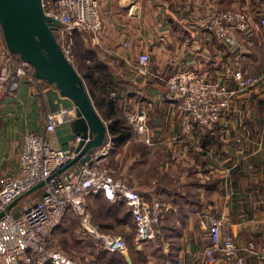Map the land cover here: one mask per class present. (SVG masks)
Segmentation results:
<instances>
[{"label": "crops", "instance_id": "crops-1", "mask_svg": "<svg viewBox=\"0 0 264 264\" xmlns=\"http://www.w3.org/2000/svg\"><path fill=\"white\" fill-rule=\"evenodd\" d=\"M97 2L103 30L97 41L90 34L74 35L76 63L73 65L98 104L100 97L109 98L112 92L118 94L121 115L131 129V136L119 146L111 139L106 164L115 177L139 190L145 204L158 203L162 215L150 237L137 241L130 209L121 201H108L102 194L92 193L86 197L87 211L93 220L94 215H104L109 220L108 223L94 220L99 232L122 235L127 246L126 252L120 253L127 264H176L178 261L206 264L204 251L209 245L207 219L210 216L225 218L222 230L237 244L244 246L252 242L256 249L263 247L264 31L258 29V21L264 17V0ZM215 10H242L250 16L248 32L233 33L238 46L229 47L203 29L200 17L206 11ZM248 40L253 41L252 46L247 45ZM4 47L0 28V49ZM140 53L150 56L146 76L137 74L136 59ZM236 64L257 79L254 87L233 98L231 111L211 128L195 129L184 140H176L181 135L183 117L176 109L177 97L166 98L167 90L161 79L190 69L215 80L223 75L226 67ZM102 77L109 83L106 91L96 82ZM226 78V84L235 88L232 78ZM63 110L72 111V119L57 126L46 142L52 149L73 153L76 135L71 123L75 109L54 85L22 81L2 88L0 182L18 175L23 136L43 132L47 114ZM142 110L146 112L153 136L152 146L141 141L125 115ZM102 121L107 127L112 119ZM195 146L201 147V151H195ZM79 168L63 171L61 177L75 179ZM40 194L41 189H35L9 212L19 214L37 201ZM72 222L79 224L78 218L69 211L53 233L56 247L63 253L57 239L63 238L69 231L66 226ZM129 225L133 227L132 235ZM76 245L80 254L74 253L73 257L89 256L86 264H123L96 261L102 249L95 239L78 235ZM244 256L247 264H264L253 255L245 253ZM216 264L227 263L219 257Z\"/></svg>", "mask_w": 264, "mask_h": 264}, {"label": "built area", "instance_id": "built-area-1", "mask_svg": "<svg viewBox=\"0 0 264 264\" xmlns=\"http://www.w3.org/2000/svg\"><path fill=\"white\" fill-rule=\"evenodd\" d=\"M42 9L48 18L59 23L56 38L69 61L75 34H90L97 41L103 30L97 0H42ZM200 23L215 39L232 48L238 46L233 33H247L251 28L250 16L242 10L206 11L200 17ZM258 29L264 31V17L258 21ZM246 43L253 45L252 40ZM125 46L129 44L125 43ZM149 63V54L140 53L136 59L137 74L148 75ZM226 77L232 78L235 88L226 84ZM161 80L167 90L166 98L177 97L176 109L183 117L181 135L176 140H184L195 129L203 131L211 128L222 115L231 111L233 98L257 83V79L238 64L226 67L223 75L215 80H208L190 69L179 70ZM22 81L33 84L41 82L34 76L28 63L6 47L0 49V91L4 86H16ZM117 97L116 92L109 95L112 100ZM71 113L68 110L49 113L43 132L26 133L19 155L18 175L3 178L0 182V213L31 189L43 184L37 201L27 205L17 215L6 212L0 217V264H86L89 256H68L56 247L53 238L54 231L69 211L79 219L80 238L95 239L101 249L110 252H126L123 238L102 234L92 224V215L85 203L87 195L91 193H101L110 201H122L130 209L137 241L147 240L153 227L162 219L158 203L145 204L138 189L124 179L116 178L110 171L106 164L112 148L108 133L103 146L91 156L92 166L87 163L80 166L75 179H65L57 173L72 159L73 153L52 149L46 138L54 133L57 126L72 119ZM125 115L141 141L152 146L154 141L146 112L142 110L134 115ZM195 151H201V147L195 146ZM207 222L209 245L204 251L206 264H216L219 257L227 264H247L245 253L264 262V246L256 249L252 242L244 246L237 244L222 230L225 222L223 216H210Z\"/></svg>", "mask_w": 264, "mask_h": 264}, {"label": "water", "instance_id": "water-1", "mask_svg": "<svg viewBox=\"0 0 264 264\" xmlns=\"http://www.w3.org/2000/svg\"><path fill=\"white\" fill-rule=\"evenodd\" d=\"M0 28L6 48L28 63L38 80L54 85L74 106L71 126L78 141L72 159L57 173L85 163L92 166L91 156L105 143L107 127L96 112L82 78L57 41L59 23L44 14L42 0H0ZM42 186L37 185L27 194ZM21 198L1 212L0 217Z\"/></svg>", "mask_w": 264, "mask_h": 264}, {"label": "trees", "instance_id": "trees-1", "mask_svg": "<svg viewBox=\"0 0 264 264\" xmlns=\"http://www.w3.org/2000/svg\"><path fill=\"white\" fill-rule=\"evenodd\" d=\"M96 82H97V84L100 83L101 84L100 87H102V89H104L106 91V87H107L106 85H109V83H107L105 78L102 77L100 80L98 79V81H96ZM88 93H89V96L91 98L92 104H93L96 112L100 115L102 120L107 121V120L112 119L111 124H108L107 127H108V134L111 137L112 141L114 142V145L119 146L120 144H122L126 140H128L131 136V129L129 128V126L127 125V123L125 122V120L123 119V117L121 115L123 112L120 108L119 96L114 100L106 98L105 96L100 97L101 102L98 104L97 99L96 100L94 99L95 95H94L93 91H88ZM89 195H87V197ZM103 197L105 198L104 195H103ZM108 201H110V200H108ZM116 201H119V200H116ZM112 202H114V201H112ZM78 222H79V219H78ZM92 224L95 226L93 217H92ZM133 227H134V231L136 234L135 223H134ZM128 244H130V247H131L132 244L131 243H128ZM102 250H100L98 252V254L96 256L97 257L96 261H107L110 263H114L115 261H118V262H122L123 264H127L122 253L110 252V251H107L105 249H102ZM129 251L132 252V249H129Z\"/></svg>", "mask_w": 264, "mask_h": 264}, {"label": "rangeland", "instance_id": "rangeland-1", "mask_svg": "<svg viewBox=\"0 0 264 264\" xmlns=\"http://www.w3.org/2000/svg\"><path fill=\"white\" fill-rule=\"evenodd\" d=\"M71 61L73 64L76 63V59L74 58V46L72 48ZM137 153L139 154L140 150H138ZM150 163H147V164H150ZM94 220L96 222H101V223H108L109 222L108 218L106 219L104 215H94ZM132 226H134V225H132ZM132 226L129 225V232L131 233V235L133 234V227ZM66 228H69V231L65 232V235L63 236V238H61V239L59 238L60 240L57 239V241H58L59 247L64 251V253L68 256L73 257L74 253L80 254V251L78 250L79 247L76 245V240L78 238V235L76 232L80 228V225L77 222L76 223L72 222L70 224V226L69 227L66 226ZM111 235H113V234H111ZM114 236H120L121 238H123L122 235L115 234ZM123 240L127 246V242L125 241L124 238H123ZM56 245H57V243H56Z\"/></svg>", "mask_w": 264, "mask_h": 264}]
</instances>
